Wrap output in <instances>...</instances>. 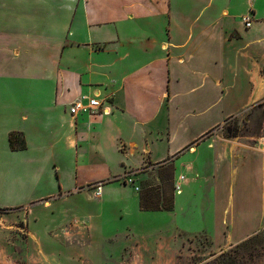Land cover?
I'll list each match as a JSON object with an SVG mask.
<instances>
[{
  "label": "crops",
  "instance_id": "1",
  "mask_svg": "<svg viewBox=\"0 0 264 264\" xmlns=\"http://www.w3.org/2000/svg\"><path fill=\"white\" fill-rule=\"evenodd\" d=\"M82 96L107 110L72 115ZM263 97L264 0H0V264L75 263L84 227L94 262L126 228L219 249L264 230V140L222 130Z\"/></svg>",
  "mask_w": 264,
  "mask_h": 264
},
{
  "label": "rangeland",
  "instance_id": "2",
  "mask_svg": "<svg viewBox=\"0 0 264 264\" xmlns=\"http://www.w3.org/2000/svg\"><path fill=\"white\" fill-rule=\"evenodd\" d=\"M222 130L225 136L231 138L239 137L243 140L264 138V97L241 114L226 121ZM151 174L152 172L140 185L143 192L148 191V197L144 196L145 200L152 199L151 206H155V192L159 183ZM121 181L123 184H132L129 177L121 178ZM170 196L171 192L168 197ZM166 201H169V198ZM148 204L150 205L149 202ZM18 212L19 210L7 209L0 211V224L9 226L16 222ZM13 218L16 220L13 221ZM24 222V219L20 220V226H23ZM124 225V221L118 223L117 220L116 227L123 228ZM83 229L84 235L80 239L72 237L68 244L75 248V251L82 248L86 253L87 249L90 250L91 244L89 238H86L88 229L85 227ZM150 236L155 234L150 233ZM3 238L0 234V239ZM75 251L68 253L77 258V262L72 264H264V230L240 243L219 249L207 235L191 236L183 232H166L163 240H147L145 244L140 233L136 235L126 228L116 237L104 241L101 248L103 259L100 262H94L92 256L87 254L81 258Z\"/></svg>",
  "mask_w": 264,
  "mask_h": 264
},
{
  "label": "built area",
  "instance_id": "3",
  "mask_svg": "<svg viewBox=\"0 0 264 264\" xmlns=\"http://www.w3.org/2000/svg\"><path fill=\"white\" fill-rule=\"evenodd\" d=\"M243 21L245 22L247 27H250L252 24V17L250 15H245L243 17ZM69 110L72 115H78L80 113L96 115L105 112L107 109L104 108L103 101L98 97L82 96L72 101ZM94 188H95V195L97 197H100L102 195L103 182H99L95 184ZM180 189H181V185L177 182L175 184V190L179 191ZM263 212H264V172H263Z\"/></svg>",
  "mask_w": 264,
  "mask_h": 264
},
{
  "label": "trees",
  "instance_id": "4",
  "mask_svg": "<svg viewBox=\"0 0 264 264\" xmlns=\"http://www.w3.org/2000/svg\"><path fill=\"white\" fill-rule=\"evenodd\" d=\"M9 141L12 149L14 150H20L25 149L27 147L26 140L24 135L21 132H11L9 136ZM143 208L147 209L146 206L142 205ZM166 207V206H165ZM168 209H171L172 206L166 207ZM8 210L7 207H0V211Z\"/></svg>",
  "mask_w": 264,
  "mask_h": 264
},
{
  "label": "bare ground",
  "instance_id": "5",
  "mask_svg": "<svg viewBox=\"0 0 264 264\" xmlns=\"http://www.w3.org/2000/svg\"><path fill=\"white\" fill-rule=\"evenodd\" d=\"M263 140H264V138H263Z\"/></svg>",
  "mask_w": 264,
  "mask_h": 264
}]
</instances>
